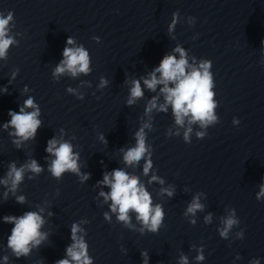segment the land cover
I'll return each instance as SVG.
<instances>
[{
    "label": "clouds",
    "instance_id": "1",
    "mask_svg": "<svg viewBox=\"0 0 264 264\" xmlns=\"http://www.w3.org/2000/svg\"><path fill=\"white\" fill-rule=\"evenodd\" d=\"M180 20L179 11L172 14L171 23L168 25L169 34L175 31L176 25ZM189 24H194L195 18L188 17ZM15 27L14 14L8 11L7 15L0 12V60H7L9 49L13 45H18L16 36L13 35L12 29ZM18 35V33H17ZM96 43H100V37H93ZM264 45V41H262ZM178 54V58L177 55ZM62 59L52 70V77L58 81L61 76H71L76 78L80 75L88 76L92 72V59L89 51L81 44L76 45L73 37L69 36L66 40L65 47L62 52ZM212 61L210 59H201L198 63L196 58H192L189 62L188 53L185 48L177 44L171 54H166L160 60L158 66L154 67L146 77L139 79L126 80L125 83L130 85L126 106L131 107L138 100L143 99L144 89L150 92H157L159 87V95H154L148 100L144 114L149 116L155 110L157 112L167 113L171 107L174 122L179 128H184L183 141L190 144L192 142L191 135L193 133L192 125L198 124L199 128L207 129L211 125L217 124L218 116L216 108L218 102L214 98L216 93L215 78L212 72ZM19 73L16 69L11 73L8 84L14 81ZM143 86H142V83ZM90 86V82L84 81ZM109 81L103 76L100 77L98 85L99 89L108 86ZM29 88L25 85L22 89L23 93H27ZM66 91L75 95L77 99L83 100V94H78L77 89L68 87ZM2 93H8V87L0 89ZM163 97V103H160V97ZM99 99V97H97ZM8 116L10 120L2 124V129L8 133L12 144L17 149H22L28 141L36 139L38 130L43 126L40 119L41 109L33 96H28L19 106V111L9 110ZM239 119L233 118V124L238 125ZM145 129H152L150 122L141 124L134 133L135 144L128 148H121L123 163L129 168L139 166L143 160V174L148 176L153 168L152 146L147 142V134ZM62 135L59 139L55 136L47 141L45 157L47 161V171L51 176L60 181L65 174H73L79 178V182L83 184L89 180L91 173L81 172L80 153L74 150V145L70 140L63 136L64 129H60ZM171 135V130L168 132ZM176 136L180 135L179 130L175 132ZM198 139H204L207 135L206 131H197L195 133ZM102 143H108L103 133L99 134ZM51 158V159H49ZM45 171L44 166L38 163L34 158L27 160L25 163L17 167L15 161L8 164V169L3 178H0V185H3L5 191L3 200L7 201L9 193L15 197L18 204L27 203L24 195H16L19 186L24 182L26 173H32L28 176L29 180L35 179ZM158 182L163 185L164 181L157 175L152 174L148 180V184ZM94 187L101 188L99 197H103L102 204L108 205V211L103 213V218L108 223L112 222L113 215L117 223H122L124 227L130 230H138L141 235L145 233L156 234L164 226L165 210L160 203L153 202V196L148 190L145 183L140 177L134 173L126 171L124 168H115L111 172L105 171L103 178L96 181ZM108 188L109 191L102 190ZM161 193L168 197L174 195V189L161 188ZM59 194V193H57ZM258 201L264 200V183L259 186V192L256 194ZM205 205L200 202V196L197 194L188 204L186 211L183 213L185 217L195 216L197 212L204 211ZM45 209L38 207L37 211H26L22 215H5L2 217L4 223L12 224L11 234L7 237V248L17 259L28 257L34 249H39L49 237V233L42 231L46 220L43 213ZM133 214L135 221L140 225L136 229V225L132 223ZM52 216V212H48ZM212 213H208L204 217L205 224L211 223ZM89 221L73 222L70 226L71 243L65 249V256L55 261V264H94V258L89 254V244L86 241L88 233L81 227V223ZM190 224L195 225L196 221L190 220ZM240 224V220L236 216V209L230 210L229 214L221 218V225L218 229L219 236L227 239L232 229ZM239 239H243L244 230L241 229L237 233ZM195 248V245L193 246ZM197 255L195 261L201 264L205 260L203 246L195 248ZM122 251L127 253L126 249ZM142 264H149V254L147 251L140 253ZM240 259V256H237ZM9 257L3 256V264H8ZM177 264H189L186 255L181 254ZM249 264H261L260 260L254 258Z\"/></svg>",
    "mask_w": 264,
    "mask_h": 264
}]
</instances>
